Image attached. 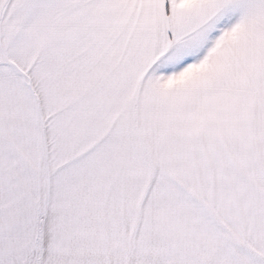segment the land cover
Here are the masks:
<instances>
[{
  "label": "crops",
  "instance_id": "crops-1",
  "mask_svg": "<svg viewBox=\"0 0 264 264\" xmlns=\"http://www.w3.org/2000/svg\"><path fill=\"white\" fill-rule=\"evenodd\" d=\"M223 1L228 39L264 27V0H0V264H139L140 101L180 121L226 89L231 107Z\"/></svg>",
  "mask_w": 264,
  "mask_h": 264
},
{
  "label": "rangeland",
  "instance_id": "rangeland-1",
  "mask_svg": "<svg viewBox=\"0 0 264 264\" xmlns=\"http://www.w3.org/2000/svg\"><path fill=\"white\" fill-rule=\"evenodd\" d=\"M225 3L218 66L225 87L228 45L236 61L231 107L226 89L197 93L201 107L180 121L163 116L161 95L154 109L145 95L140 101L139 264H147L148 249L159 263L166 257L183 259L175 264H264V27L251 28L250 37L242 28L237 36L236 28L228 39ZM163 35L156 33L158 47Z\"/></svg>",
  "mask_w": 264,
  "mask_h": 264
}]
</instances>
